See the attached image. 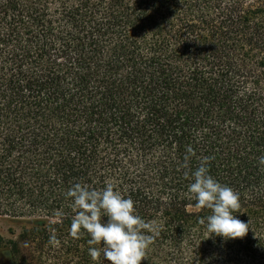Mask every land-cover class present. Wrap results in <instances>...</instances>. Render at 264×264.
Masks as SVG:
<instances>
[{
    "label": "trees",
    "instance_id": "16d2710c",
    "mask_svg": "<svg viewBox=\"0 0 264 264\" xmlns=\"http://www.w3.org/2000/svg\"><path fill=\"white\" fill-rule=\"evenodd\" d=\"M204 157L243 237L205 238ZM262 158L264 0H0V264H109L72 235L76 183L158 225L140 264H264Z\"/></svg>",
    "mask_w": 264,
    "mask_h": 264
},
{
    "label": "clouds",
    "instance_id": "9594fccd",
    "mask_svg": "<svg viewBox=\"0 0 264 264\" xmlns=\"http://www.w3.org/2000/svg\"><path fill=\"white\" fill-rule=\"evenodd\" d=\"M192 153L191 147L187 149ZM187 159V157H186ZM209 157H204L191 173L193 182L188 192L194 196L197 208L211 209V214L201 218L206 223L207 236L224 239L243 237L250 228L234 213L239 211L240 196L231 187L221 184L209 170ZM264 162V158H262ZM73 201L77 214L72 221V235L79 237L81 229L90 235L89 255L99 260L101 255L109 264H140L154 241L158 225L146 222L135 209V202L116 190L112 183L96 190L81 183L74 184L66 193ZM106 218V219H105Z\"/></svg>",
    "mask_w": 264,
    "mask_h": 264
},
{
    "label": "rangeland",
    "instance_id": "374dc122",
    "mask_svg": "<svg viewBox=\"0 0 264 264\" xmlns=\"http://www.w3.org/2000/svg\"><path fill=\"white\" fill-rule=\"evenodd\" d=\"M9 226L10 225L7 222H5L2 218H0V234H2L5 237H10L11 233L10 230H8Z\"/></svg>",
    "mask_w": 264,
    "mask_h": 264
}]
</instances>
